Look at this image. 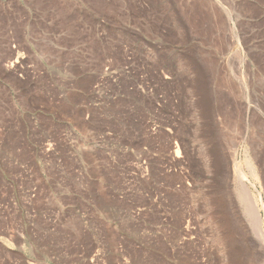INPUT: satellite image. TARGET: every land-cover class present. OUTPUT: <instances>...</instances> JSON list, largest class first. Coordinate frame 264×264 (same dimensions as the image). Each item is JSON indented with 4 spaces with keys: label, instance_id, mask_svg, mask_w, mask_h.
I'll return each instance as SVG.
<instances>
[{
    "label": "rangeland",
    "instance_id": "obj_1",
    "mask_svg": "<svg viewBox=\"0 0 264 264\" xmlns=\"http://www.w3.org/2000/svg\"><path fill=\"white\" fill-rule=\"evenodd\" d=\"M0 264H264V0H0Z\"/></svg>",
    "mask_w": 264,
    "mask_h": 264
},
{
    "label": "bare ground",
    "instance_id": "obj_2",
    "mask_svg": "<svg viewBox=\"0 0 264 264\" xmlns=\"http://www.w3.org/2000/svg\"><path fill=\"white\" fill-rule=\"evenodd\" d=\"M248 167L250 168V170L254 173V166L249 162L248 163ZM232 169L234 170V174L229 176L228 178V183L232 186V180L234 178V176H242V185L241 183L236 187V191H237V194L239 196V199L240 201H245L246 200V197H250L249 196V192H248V188L246 187L245 183H244V179H246V175H245V172L243 171V169L239 166L238 163H236V161L233 162V166H232ZM227 179V178H226ZM230 186V188H231ZM235 190V189H233ZM232 190V192H233ZM245 198V199H244ZM262 233V231H261Z\"/></svg>",
    "mask_w": 264,
    "mask_h": 264
}]
</instances>
